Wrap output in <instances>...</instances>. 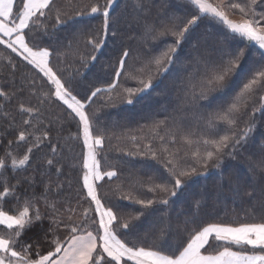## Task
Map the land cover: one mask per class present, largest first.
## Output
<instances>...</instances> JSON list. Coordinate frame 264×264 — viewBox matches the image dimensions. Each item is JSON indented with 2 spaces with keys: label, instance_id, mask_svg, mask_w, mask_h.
<instances>
[{
  "label": "snow or ice",
  "instance_id": "obj_1",
  "mask_svg": "<svg viewBox=\"0 0 264 264\" xmlns=\"http://www.w3.org/2000/svg\"><path fill=\"white\" fill-rule=\"evenodd\" d=\"M184 2L188 12L183 20L176 16L153 20L146 0H132L130 18L121 21L110 15L118 0H91L82 6L71 0L63 6L57 0H0V46L36 73L24 75L18 89L27 91L35 103H20V122L9 119L7 125L8 130L18 129L15 141L26 151L14 154V141L7 140L0 157V264H264V146L247 157L245 175L234 173L227 185L221 176L214 189L196 194L186 209L174 212L172 207L173 198L184 196L194 177L219 169L226 157L236 159L248 150L256 126L248 117L258 111L264 116V3ZM86 17L100 18V28H89ZM52 19L57 26L69 20L82 25L75 30L77 46L70 43L68 48L84 67L99 62L97 54L109 36H117L119 24L139 29L130 36L137 41V49L131 52L122 47L116 63L110 65L108 87H95L78 98L71 81L66 82L51 63L54 54L67 53L35 43L50 35ZM201 25L214 28L221 39L214 45L206 37L191 44ZM81 43L91 51H81ZM190 44L182 60L178 51ZM253 52L258 53V61L251 60ZM0 59L7 61L5 66L15 76L18 62L12 56ZM122 77L136 86H123ZM157 80H170L180 97L173 109L176 115L170 124L166 118L148 126L151 139L159 144L148 142L127 154L151 159L163 171L157 169L146 180L132 173L124 177L104 155L111 137L98 113L100 108L118 104H139L156 92ZM12 95L15 90L10 94L0 88L4 101ZM101 95L106 100L97 107L95 100ZM210 96V103L200 105ZM257 100L259 105L253 103ZM54 106H62V114L53 115ZM3 115L9 118L6 111ZM69 125L75 126V133L63 136ZM8 134L6 130L0 136ZM75 143L80 145L79 189L74 201H61L63 161ZM45 149L46 155L33 158L34 150ZM37 163L44 165L42 174L48 177L43 192L22 195L21 184L36 183L34 176L25 173ZM9 172L18 177L15 184L9 183ZM106 185L112 186L111 195L140 207L125 211L124 205L112 204L110 194L102 191ZM225 191L231 193L233 204L247 205L243 215L234 209L231 216L208 213L209 204L223 202ZM8 203H12L10 209L5 207ZM43 220L49 221V227L39 236L24 239Z\"/></svg>",
  "mask_w": 264,
  "mask_h": 264
},
{
  "label": "trees",
  "instance_id": "obj_2",
  "mask_svg": "<svg viewBox=\"0 0 264 264\" xmlns=\"http://www.w3.org/2000/svg\"><path fill=\"white\" fill-rule=\"evenodd\" d=\"M91 0H71L74 5H84L90 3ZM103 2V0H101ZM264 3V0H261ZM57 3L61 6L67 5L69 0H57ZM131 3L132 0H118V3L114 5V10L110 15H114L116 19L121 21H127L131 14ZM146 6L151 8V19H169L172 16L179 17L180 20L187 18L188 6L184 0H146ZM259 10V5L257 6ZM84 21L91 29H99L101 26L100 18L86 17ZM179 22V21H178ZM82 25L78 23V20H69L64 25H55V20L49 21V36L36 39L35 43L42 47H49L51 49H58L66 55L54 56L51 59V63L54 70L65 79L66 82L71 81V87L73 94H77L78 98L82 97L86 92L93 90L95 87L107 88L109 82L112 80L113 69L110 65H114L117 60V53L122 47L128 48L131 52H135L137 49V41L130 36H135L139 29L135 27L126 28L124 24L117 25L118 34L115 37L109 36L106 41L105 47L98 53V63L93 62L88 64L87 67L82 66L79 59H74L71 55V51L68 45L71 43L75 48L77 46V40L79 37L75 35V30ZM39 36V34H37ZM207 38L210 44H216L221 38L218 36L214 28H209L206 25L201 27L193 33L191 37V44H197L204 38ZM164 39L171 41L172 37H165ZM191 44L185 48L183 52L178 51V55L183 60L189 54L191 50ZM81 51L90 52V48H86L84 44H79ZM148 49H145V54ZM251 51V50H250ZM5 56H12L17 61L18 71L13 76L10 68L6 67L7 61L0 59V88L5 89L10 94L15 90V95H12L11 100L4 101L0 98V133H5L6 130L10 131L11 134L0 136V157H3L4 151L7 148V140H13L14 143L12 148L15 150L14 154L22 155L26 151V146L22 143L15 141L16 132L18 129H7L9 119H14L17 123L21 120V114L18 109L20 103L28 105L29 103H35V98L29 96L27 91L20 92L19 86L21 78L24 75L35 76L34 70H30V66H25L24 63L19 62V58L15 57V54L11 53L10 50L4 49L0 46V58ZM246 59L248 57L246 56ZM260 59L257 52H253L251 60L258 61ZM15 79V85L12 81ZM120 83L125 87H135V81H126L121 78ZM47 87V85H46ZM154 88L156 92L147 96L139 104L132 106L126 104H118L116 107L100 108L98 116L102 118L104 125L108 128V135L111 137L110 140H106V151L104 155L107 157L108 163L115 166L119 173H122L124 177L128 176L129 173L143 176L147 179L148 175L156 174V170L160 169L163 171L162 165L152 161L151 159L143 158L141 156H130L127 153L135 152L137 149L148 142H152L154 145L160 143L159 140H152L151 135L148 131V126L152 125L154 121H161L167 118V122L170 124L171 117L176 115L173 111L175 106L180 100L177 92L174 90L170 80H157L154 81ZM214 95V94H213ZM212 96L209 101H200V105L208 104L211 102ZM106 97L100 96L98 100H95V104L98 107L105 103ZM259 105V101H253ZM251 110V104L249 105ZM7 112L9 118H5L3 113ZM62 106H54L52 109L53 115L62 114ZM255 120V130L251 135L248 150L236 156V159L226 157L219 169H209L206 175L200 177H194L189 184L188 191L184 196H178L173 198L175 203L173 204V211H181L188 207L191 199L196 194L214 189V186L220 183L221 176L224 178V183L227 185L232 179L234 173L240 175L246 174L247 169V157L252 152H259L262 146H264V116L258 111L254 116L248 117L249 123ZM194 131H198L193 126ZM76 129L74 125L66 126L63 136H68L69 132L75 133ZM164 132L161 130V135ZM130 137H136L132 140ZM167 140V137H166ZM136 145V147H134ZM171 146V145H170ZM47 154V149L44 152L34 150L33 158L37 156H44ZM66 159L63 161V175L60 177V182L65 184V189L60 196L61 201H74L77 197L79 183V158H80V145L75 143L72 146V151L66 153ZM75 164L76 167L72 165ZM44 165L37 163L33 169H29L25 175L34 176L36 183L35 185H29L26 182L21 184L18 191L24 195H37L39 196L43 192V181L48 177L42 174ZM9 183L15 184L17 176L8 173ZM123 178V177H122ZM53 180L56 177L53 175ZM69 184L71 187H69ZM110 194V201L114 205H124L125 211H134L139 208V205H129L128 201L119 200L117 195H111L112 186L106 185L102 190ZM146 196H150L151 193H147L143 190ZM222 201L216 205L209 204L207 209L210 215L223 216L224 213H228L231 216L233 209L238 215H243V210L247 205H241L240 203L233 204L232 195L230 192L225 191L222 194ZM14 203V202H12ZM12 203L5 205L6 208H11ZM43 210V209H42ZM49 227V221L43 220L36 222L32 229L28 232L24 239H30L33 236L41 235L45 229ZM44 251V249H41Z\"/></svg>",
  "mask_w": 264,
  "mask_h": 264
}]
</instances>
